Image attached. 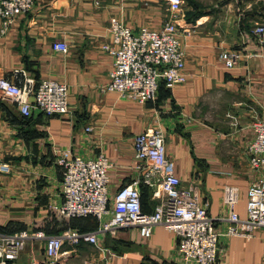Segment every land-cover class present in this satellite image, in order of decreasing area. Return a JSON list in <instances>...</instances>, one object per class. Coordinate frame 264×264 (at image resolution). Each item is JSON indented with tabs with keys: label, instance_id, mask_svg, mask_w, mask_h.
<instances>
[{
	"label": "crops",
	"instance_id": "1",
	"mask_svg": "<svg viewBox=\"0 0 264 264\" xmlns=\"http://www.w3.org/2000/svg\"><path fill=\"white\" fill-rule=\"evenodd\" d=\"M163 7L165 0H35L31 12L15 18L0 40V76L18 87L26 79L64 84L69 107L61 116L33 110L24 118L14 104L0 100V232L95 231L109 217L71 219L57 210L63 202L59 157L106 156L112 199L139 177L134 137L160 129L181 186L195 188L215 220V264H263L264 229L250 240L229 237L220 219L228 214L224 186L238 188L234 211L243 219L247 189L264 177V168L250 166L247 151L254 123L264 121V45L251 33L264 25V0H182L176 25L186 81L171 89L160 83L156 100L145 104L101 92L112 65L102 49L111 43L110 20L133 31L159 30L169 17ZM56 42L67 53L54 50ZM222 51L239 54L233 68L219 59ZM139 190L142 211L151 213L158 200L147 186ZM43 258V242L33 241L8 264ZM56 264L185 263L173 234L156 227L148 239L124 228L98 235L96 245H64Z\"/></svg>",
	"mask_w": 264,
	"mask_h": 264
},
{
	"label": "built area",
	"instance_id": "2",
	"mask_svg": "<svg viewBox=\"0 0 264 264\" xmlns=\"http://www.w3.org/2000/svg\"><path fill=\"white\" fill-rule=\"evenodd\" d=\"M35 0H0V40L15 18L32 11ZM170 14L159 30L140 28L133 31L116 19L109 22L111 43L103 45L112 57L109 83L103 93L116 94L140 104L157 98L160 83L171 89L186 81L184 54L176 18L181 13L182 0H165ZM252 35L264 45V25L256 26ZM53 49L67 53L65 44L56 42ZM219 59L231 69L239 59L237 52L222 51ZM0 100L14 104L20 114L28 118L32 111L41 114L68 113V88L53 80L37 84L26 79L18 87L0 76ZM254 138L248 146L250 166L264 168V121L253 125ZM134 157L138 162L139 177L131 185L121 187L111 199L109 172L112 163L104 155L83 159L66 152L58 159L62 168L61 196L57 208L66 218L94 217L103 221L93 232L68 229L56 235L23 230L16 233L0 232V264L15 261L25 245L33 241L44 244V258L34 264H56L64 245L77 247L81 243L96 245L100 234H115L119 229L135 228L139 236L148 239L153 229L162 227L173 234L177 252L185 264H215L218 255V235L214 219L199 201L193 187H182L174 173L173 162L167 157L165 137L160 129L147 130L133 139ZM1 170L7 171L5 165ZM152 190L158 200L151 213L142 211L139 185ZM239 196L238 188L226 185L222 189V203L228 210L220 220L225 223L229 237L250 240L259 229H264V177L253 182L246 192V216L234 211ZM264 264V259H263Z\"/></svg>",
	"mask_w": 264,
	"mask_h": 264
},
{
	"label": "rangeland",
	"instance_id": "3",
	"mask_svg": "<svg viewBox=\"0 0 264 264\" xmlns=\"http://www.w3.org/2000/svg\"><path fill=\"white\" fill-rule=\"evenodd\" d=\"M163 13H166L167 14V16H169L170 17V14H169V12L165 9V7H163ZM169 17H167V19H165V20H168L169 19Z\"/></svg>",
	"mask_w": 264,
	"mask_h": 264
},
{
	"label": "trees",
	"instance_id": "4",
	"mask_svg": "<svg viewBox=\"0 0 264 264\" xmlns=\"http://www.w3.org/2000/svg\"><path fill=\"white\" fill-rule=\"evenodd\" d=\"M25 118V117H24ZM29 118V117H28ZM89 218V217H87ZM71 219H85V218H71ZM0 231H4L3 229L0 228Z\"/></svg>",
	"mask_w": 264,
	"mask_h": 264
}]
</instances>
